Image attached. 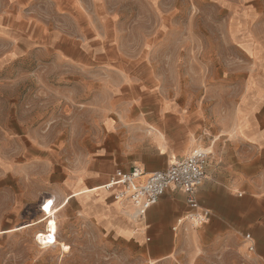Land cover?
I'll use <instances>...</instances> for the list:
<instances>
[{"label": "rangeland", "instance_id": "rangeland-1", "mask_svg": "<svg viewBox=\"0 0 264 264\" xmlns=\"http://www.w3.org/2000/svg\"><path fill=\"white\" fill-rule=\"evenodd\" d=\"M154 103L264 126V0H0V264H151L80 225L47 247L3 230L80 173L98 127Z\"/></svg>", "mask_w": 264, "mask_h": 264}, {"label": "crops", "instance_id": "crops-1", "mask_svg": "<svg viewBox=\"0 0 264 264\" xmlns=\"http://www.w3.org/2000/svg\"><path fill=\"white\" fill-rule=\"evenodd\" d=\"M122 117L123 129L110 123L98 127L78 175L66 177L45 195L35 193L31 201L22 197L20 202L36 205L38 213L26 224L4 229L5 235L41 233L40 219L48 217L41 210L48 202L50 217L56 225L58 220L55 245L62 225H80L83 234L106 245L137 248L151 264H264V126H235L219 119L211 125L198 110L173 103L131 105ZM197 146L209 153L197 200L210 219L200 227L184 222L172 230L190 213L175 186L142 217L114 199L116 189H104L116 173L135 166L143 171L136 183L143 184L148 175L165 170ZM50 198L57 206L64 200L63 206L57 211ZM63 242L72 245L68 237Z\"/></svg>", "mask_w": 264, "mask_h": 264}, {"label": "built area", "instance_id": "built-area-1", "mask_svg": "<svg viewBox=\"0 0 264 264\" xmlns=\"http://www.w3.org/2000/svg\"><path fill=\"white\" fill-rule=\"evenodd\" d=\"M209 153L205 149H194L187 156L176 160L165 170L156 171L148 175L143 184H137L136 180L143 175L139 167H132L127 172H118L104 186L107 191L115 190L114 199L121 203H127L136 210L138 216L142 217L146 211L164 195L170 186L179 188L185 197V203L190 213L176 221L173 231L184 222L192 227H200L210 219L208 210L203 209L197 200V189L203 184L206 177V165ZM48 202L42 206V210ZM46 213V211H44ZM49 226V221L47 222ZM245 240L250 242V235H245ZM35 241L40 247L55 244V231L50 227L46 232L38 233ZM249 251L253 247L250 244Z\"/></svg>", "mask_w": 264, "mask_h": 264}, {"label": "bare ground", "instance_id": "bare-ground-1", "mask_svg": "<svg viewBox=\"0 0 264 264\" xmlns=\"http://www.w3.org/2000/svg\"><path fill=\"white\" fill-rule=\"evenodd\" d=\"M43 211H46V213L48 214V217L45 219V228H48V227H50V229L52 230V231H56V221H55V219L52 217H50V215H51V213L52 212H50V210H49V205H47L46 207H45V210H43ZM49 221V226H47V222Z\"/></svg>", "mask_w": 264, "mask_h": 264}]
</instances>
